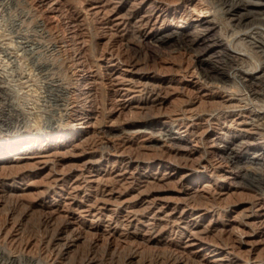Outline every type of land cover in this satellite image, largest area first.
I'll return each instance as SVG.
<instances>
[{"label": "rangeland", "instance_id": "obj_1", "mask_svg": "<svg viewBox=\"0 0 264 264\" xmlns=\"http://www.w3.org/2000/svg\"><path fill=\"white\" fill-rule=\"evenodd\" d=\"M210 1L0 0V264H264V170L219 149L264 121L215 119ZM177 25L190 48L143 35Z\"/></svg>", "mask_w": 264, "mask_h": 264}, {"label": "bare ground", "instance_id": "obj_2", "mask_svg": "<svg viewBox=\"0 0 264 264\" xmlns=\"http://www.w3.org/2000/svg\"><path fill=\"white\" fill-rule=\"evenodd\" d=\"M119 1V0H118ZM141 1V0H139ZM142 1H148V0H142ZM208 1V0H207ZM212 1V0H211ZM210 1V2H211ZM215 0H213L214 3ZM133 2V1H131ZM137 2V1H136ZM220 3V1L218 0ZM124 3V2H123ZM209 3V2H208ZM212 3V2H211ZM223 6L221 10V17L220 20L222 21L219 26L220 29L219 32H216V35L210 40L211 44H206L202 50H199L200 55L197 58L198 63H202L205 61L204 55H206V52L208 51H215L214 48H218L217 53L215 54V59H218V62L223 64L224 67H228L227 69L224 67H220L217 63V65H214L212 68L216 75H211L208 71H203L200 76L202 80H207L210 83L219 84L218 87H222L225 90H228L230 88L233 92H230L226 94L223 99H220V105L221 107L219 109L215 107L214 110L217 109V117L215 119H219V121H238L243 122L247 121L249 118L253 121H264V98H262V94L257 92L254 88L256 86L264 87V0H222ZM130 4V3H129ZM134 4V3H133ZM139 4V3H138ZM211 5V4H210ZM131 6V4H130ZM134 6V5H133ZM139 6V5H137ZM214 6V5H213ZM212 6V7H213ZM129 7V6H128ZM215 7V6H214ZM208 8V7H207ZM205 8V9H207ZM131 9V7L129 8ZM134 9V8H133ZM132 9V10H133ZM214 10V8H212ZM160 10V9H159ZM218 10H220L218 8ZM217 10V11H218ZM144 13L138 19L140 20V23L147 26L146 24H150V22L153 20L155 7L154 5L149 2L147 6L144 8ZM211 11V10H210ZM209 11V12H210ZM216 11V10H214ZM205 12V11H203ZM220 12V11H218ZM126 13V12H125ZM130 13V12H129ZM137 13V12H136ZM131 14V13H130ZM124 15V14H123ZM129 15V14H128ZM214 15V14H213ZM121 17V15H118V17ZM125 18V16H122ZM162 17V16H161ZM129 18V16H128ZM132 18V17H131ZM130 18V19H131ZM158 17L155 18L157 20ZM182 19V17H179ZM216 19V15L214 16ZM218 18V17H217ZM162 19V18H161ZM137 20V19H136ZM219 20V21H220ZM134 21V20H133ZM138 21V20H137ZM184 22L183 20H179ZM121 23V20L118 21ZM135 22V21H134ZM116 23V22H115ZM118 23V24H119ZM137 23V22H136ZM136 23H133L134 25ZM139 23V24H140ZM130 24V23H129ZM138 24V25H139ZM155 24V23H154ZM117 25V23H116ZM128 25V24H127ZM126 25V26H127ZM153 25V24H152ZM144 26V27H145ZM125 27V26H124ZM123 27V28H124ZM128 27V26H127ZM137 27V26H136ZM142 27V26H140ZM181 25L173 26V27H163V28H157L156 32L153 33H146L143 34L146 37L153 38L155 41L158 42H167L168 40H176L179 44H182L183 46L190 48L193 41L187 42L183 38L182 31L179 29ZM134 29V28H133ZM128 31V30H127ZM131 31V30H130ZM145 31V30H144ZM121 34V33H120ZM141 34V33H140ZM139 35V34H138ZM133 36V35H132ZM137 36V34H136ZM131 37V36H130ZM137 38V37H136ZM175 42V41H174ZM177 43V44H178ZM181 45V46H182ZM184 47V48H185ZM183 48V49H184ZM186 50V49H185ZM207 50V51H206ZM244 52L243 56L240 55V52ZM206 51V52H205ZM198 53V52H197ZM197 55V54H196ZM210 55V54H209ZM212 56V55H211ZM217 57V58H216ZM205 58V59H204ZM213 58V59H214ZM211 60V59H209ZM194 61V60H193ZM221 61V62H220ZM216 63V62H215ZM214 64V63H213ZM212 66V65H211ZM248 70V71H247ZM193 72V71H192ZM197 72V71H196ZM196 76V75H195ZM196 76V77H199ZM148 80H154V78H147ZM201 80V79H200ZM157 81V80H156ZM189 82V81H188ZM198 82V81H196ZM208 82V83H209ZM204 84L203 82H201ZM209 83V85H210ZM145 84V83H144ZM143 84V85H144ZM211 84V85H212ZM146 85V84H145ZM201 85V84H199ZM205 85V84H204ZM147 86V85H146ZM206 87V86H205ZM207 88V87H206ZM221 88V89H222ZM152 89V88H151ZM215 89V88H214ZM259 89V88H258ZM257 89V90H258ZM149 90V89H148ZM156 91V90H155ZM211 91V90H210ZM219 91H221L219 89ZM223 91V90H222ZM221 91V92H222ZM235 91H239L241 93L240 97H235L234 94ZM151 92V91H150ZM212 92V91H211ZM216 92V91H214ZM227 92V91H226ZM262 92V91H261ZM157 93V92H156ZM154 94V93H153ZM210 95V93H206V95ZM225 95V94H224ZM223 96V95H222ZM212 97V96H211ZM214 97V96H213ZM216 97V96H215ZM219 97V96H218ZM217 99V97H216ZM215 101V100H213ZM217 101V100H216ZM215 101V102H216ZM219 101V100H218ZM261 101V102H260ZM258 102L263 103L261 109L262 111L256 109V106ZM187 103V102H186ZM188 103H190L188 101ZM192 103V101H191ZM218 104V103H217ZM259 105V104H258ZM190 109V108H189ZM192 109V108H191ZM195 109V108H194ZM199 109V108H198ZM188 110V109H187ZM211 110V109H210ZM258 110V111H257ZM183 111V110H182ZM187 112V111H186ZM192 112V111H191ZM197 112V111H196ZM199 112V111H198ZM213 112V111H212ZM203 113V112H202ZM201 113V114H202ZM205 113V112H204ZM207 113V112H206ZM210 114V112H208ZM216 113V112H215ZM214 113V114H215ZM228 113L229 115L227 116ZM186 114V113H185ZM226 114V116H225ZM193 113L188 114V116L193 117ZM204 115V114H203ZM233 116L232 119L228 120L230 116ZM145 116V115H144ZM177 116V115H176ZM186 115V118L188 117ZM196 117V115H194ZM199 116V115H198ZM211 116V115H210ZM209 117V115H208ZM207 117V118H208ZM179 117H177L178 119ZM182 118V117H181ZM184 118V117H183ZM182 118V120H183ZM189 118V117H188ZM187 118V120H188ZM189 118V119H190ZM199 119V118H198ZM201 119V118H200ZM209 120L214 118H208ZM179 120V119H178ZM196 119H192L191 121H195ZM207 120V121H209ZM190 121V120H189ZM196 123V121H195ZM187 123L188 126L186 130L192 131V128L197 127L198 124L196 123ZM237 123V122H236ZM246 123V122H245ZM260 123V122H259ZM262 122L261 124H263ZM231 124V123H230ZM239 124V123H238ZM250 124V123H249ZM248 124V125H249ZM259 124V125H261ZM228 125V124H227ZM235 125V124H234ZM240 125V124H239ZM247 125V129H248ZM258 126V125H257ZM237 127V126H236ZM240 127V126H239ZM255 127V126H254ZM222 128V127H221ZM253 128V127H251ZM206 129V128H205ZM236 129V128H235ZM241 129V128H240ZM243 129V128H242ZM244 130V129H243ZM249 130V129H248ZM228 131V130H227ZM246 133L240 132L241 134L238 135H232L230 137H227L225 140L221 138L220 142H223V148H219L220 152L224 153L226 158L233 164L238 165V162H243L244 159V169L247 167L255 166L259 169L262 168L264 170V143L261 144L257 141V139L254 136H249L247 134V130H245ZM253 131V130H252ZM27 132V131H26ZM200 132V131H199ZM262 132V130H261ZM24 133V132H23ZM227 133V132H226ZM230 133V131H229ZM228 133V135H229ZM234 133V132H233ZM250 133V132H249ZM252 133V132H251ZM260 133V132H258ZM257 133V134H258ZM199 134V133H198ZM194 135V134H193ZM200 135V134H199ZM219 136V135H218ZM257 136V135H256ZM17 137V136H16ZM22 137V136H21ZM259 137V136H258ZM263 137V136H260ZM202 138V137H201ZM16 141H13V144L17 145L18 140L15 138ZM199 139V138H198ZM218 139V138H217ZM260 139V138H259ZM264 139V138H263ZM219 140V139H218ZM1 141V140H0ZM3 141V140H2ZM213 141V140H212ZM8 144V143H7ZM6 144V145H7ZM25 145V144H24ZM37 145V144H36ZM11 147V145H8ZM112 146V145H111ZM2 147L5 148L6 146H0V158L3 157L2 153ZM104 147V146H103ZM104 149V148H103ZM8 150V149H7ZM4 152V151H3ZM210 152V151H209ZM213 153V152H212ZM253 155H252V154ZM10 154V153H9ZM8 154V155H9ZM214 154V153H213ZM116 156V155H115ZM102 157V156H101ZM98 158V157H97ZM116 158V157H115ZM226 159V160H227ZM93 160V159H92ZM96 160V159H95ZM210 161V160H209ZM85 162V161H84ZM124 162V161H123ZM82 163V162H81ZM228 165V164H227ZM229 166V165H228ZM240 166V165H239ZM236 167V166H235ZM241 167V166H240ZM242 167V169H243ZM249 170V169H248ZM255 170V169H254ZM238 171V170H237ZM236 171V172H237ZM245 171V170H244ZM256 171V170H255ZM124 172V171H123ZM251 172V171H250ZM249 172V173H250ZM118 173V172H117ZM248 172L245 171L244 174H247ZM236 174V173H234ZM259 177L255 185L252 183V187H256L260 190V192H263V189H261L260 186L264 187V173H261V171L258 173ZM185 175V174H184ZM238 175V174H237ZM102 176V175H101ZM113 176V175H112ZM242 177V176H241ZM59 178V177H58ZM250 178V177H249ZM111 180V178H110ZM254 180V179H253ZM73 181V180H72ZM103 181V180H102ZM108 181V180H107ZM246 181V180H245ZM255 181V180H254ZM101 182V181H100ZM244 182V181H243ZM240 183V182H239ZM85 184V183H84ZM109 184V183H108ZM77 185V184H76ZM73 186V185H72ZM86 186V185H85ZM251 186V185H249ZM248 186V187H249ZM80 187V186H79ZM96 187V186H95ZM77 188V187H76ZM251 188V187H249ZM252 189V188H251ZM255 190V189H254ZM258 190V191H259ZM70 191V190H69ZM72 192V191H71ZM259 192V193H260ZM109 193V192H108ZM257 193V192H256ZM262 193H260L262 195ZM98 194V193H97ZM11 195V193H9ZM8 195V196H9ZM260 195V196H261ZM12 196V195H11ZM103 197V196H102ZM101 197V198H102ZM264 197V196H263ZM109 198V197H108ZM106 199V198H105ZM101 200V199H100ZM110 200V199H109ZM261 201V200H260ZM98 202V201H97ZM262 202V201H261ZM115 203V202H114ZM253 203V202H252ZM255 203V202H254ZM87 205V204H86ZM103 206V205H102ZM252 207V206H251ZM145 208V207H144ZM53 210V209H52ZM127 211V210H126ZM105 214V213H104ZM109 215V214H108ZM262 215V213H261ZM247 216V215H246ZM249 216V215H248ZM247 216V217H248ZM51 217V216H50ZM126 217V216H125ZM123 217V218H125ZM255 217V216H254ZM58 218V217H56ZM109 218V217H108ZM161 218V217H160ZM163 218V217H162ZM131 219V218H130ZM167 219V218H166ZM263 220V219H262ZM55 221V219H54ZM258 221V220H257ZM166 225V224H165ZM68 222L65 223L64 227L69 228ZM59 228V227H58ZM152 229V227H151ZM155 229V228H154ZM189 229V228H188ZM72 231V230H71ZM70 231V232H71ZM148 231V230H147ZM151 231V230H150ZM149 231V232H150ZM69 232V233H70ZM65 234V233H64ZM69 239V238H68ZM67 242V240H66ZM188 245V244H187ZM68 247H64L65 249ZM1 248V247H0ZM63 250L59 251V254H62ZM137 253V252H136ZM168 253V252H167ZM228 253V252H227ZM175 254V253H174ZM6 255V254H5ZM136 255V254H135ZM225 256V255H224ZM227 256V255H226ZM169 257V256H168ZM7 258V256L5 257ZM17 259V258H16ZM183 259V258H182ZM216 259V258H215ZM219 259V258H218ZM231 259V258H230ZM92 260V259H91ZM177 260V259H176ZM212 260V259H211ZM218 261V260H217ZM124 262V261H123ZM171 263V262H170ZM227 263V262H226ZM257 263V262H256ZM33 264V263H32ZM228 264V263H227ZM233 264V263H232ZM259 264V263H258Z\"/></svg>", "mask_w": 264, "mask_h": 264}]
</instances>
